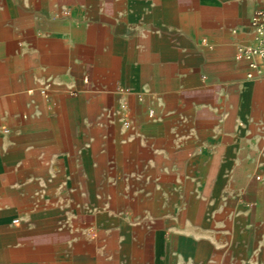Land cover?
Wrapping results in <instances>:
<instances>
[{
  "label": "crops",
  "instance_id": "1",
  "mask_svg": "<svg viewBox=\"0 0 264 264\" xmlns=\"http://www.w3.org/2000/svg\"><path fill=\"white\" fill-rule=\"evenodd\" d=\"M263 4L0 0V264H264Z\"/></svg>",
  "mask_w": 264,
  "mask_h": 264
},
{
  "label": "built area",
  "instance_id": "2",
  "mask_svg": "<svg viewBox=\"0 0 264 264\" xmlns=\"http://www.w3.org/2000/svg\"><path fill=\"white\" fill-rule=\"evenodd\" d=\"M251 26L256 32L257 43L239 46L238 55L245 58L252 69H256L260 60L264 62V4L253 13ZM248 75L253 76V71H249ZM148 114L152 116L153 110H149Z\"/></svg>",
  "mask_w": 264,
  "mask_h": 264
}]
</instances>
